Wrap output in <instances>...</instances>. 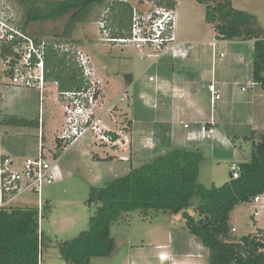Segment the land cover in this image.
<instances>
[{"label": "rangeland", "instance_id": "374dc122", "mask_svg": "<svg viewBox=\"0 0 264 264\" xmlns=\"http://www.w3.org/2000/svg\"><path fill=\"white\" fill-rule=\"evenodd\" d=\"M119 1L130 4L132 8L130 33L125 38L126 43L125 41L120 42L124 38H116V42L112 41L113 34L123 32L122 24L114 22L112 15L111 3L114 0H105L103 5L94 7L88 22L77 24L69 40L60 36L69 21L70 13L53 20L31 22L23 32L36 39L51 40L55 42L54 44L57 42L59 45H56L62 47V52L69 53L75 62L77 57L83 56L87 64L84 70L81 71L79 68L84 77L82 88H86L85 82L88 77L86 68L90 77L95 79L99 78L107 67L108 70L117 74L126 75V72H132L135 78L142 72V77L145 76L149 81V75L154 77L152 75L167 74L166 69H160V65L168 68V64H175V69L184 71L185 64H194V66L207 64L204 67L210 70V64H220L219 59L225 61L232 53L231 47L218 48L216 51L212 50V46L207 42L203 45L202 42L207 41L209 37L212 38L213 35V27L205 22V5L203 4L193 0H176V8L173 10L176 42L202 41L199 47L200 52L197 55L195 44H189L180 51L175 49L161 53L152 46L131 40L134 12L144 22L148 16L153 15L159 9L157 7L159 0ZM231 2L237 10L253 16L256 25L264 30V0H231ZM22 14L23 8L17 0H0V17L8 20L11 25L21 31ZM220 52L223 55L222 58H219ZM241 54L247 61H252L251 52L242 49ZM189 66L193 67V65ZM3 71L4 59L0 48V151L9 155L15 163L22 164L26 159L38 157V141L40 139L42 143L43 139L45 159L53 165L51 173L54 181L52 185L42 188L39 198V229L43 237L39 264H68L59 252V245L76 239L82 232L89 229L90 218L96 209L95 204H88L91 188H101L106 182L126 175L131 169L140 167L144 162L135 161L131 164L125 159L122 162L119 156L123 153L117 152L114 159L115 172L109 175L114 178H106L107 180L96 184L87 183L85 177L89 168H86V163L93 154L99 153L106 158L107 153L113 154V150H118L121 146L101 144L92 131L84 133L72 145L61 144L57 137L66 127L67 114L64 111L65 102L57 96L56 85L48 84L43 97L44 101L39 102L36 91L3 84ZM157 81L156 79L149 82L154 85ZM255 83L262 88L259 83ZM126 86L128 84L124 83L122 89ZM128 90L122 95H119L118 91L111 96L109 101L105 100V107L100 104L105 112L98 126L104 127L102 124L106 123V117L112 118L105 125L116 133L122 132L130 140L132 132L125 129L126 126L123 127V114L128 112L130 116L132 115L133 104L130 103H132L131 94L135 90L134 86ZM128 93L129 99L126 100ZM155 104L157 107V103ZM149 106L151 107V104ZM40 107L41 111H39ZM99 113L97 112V115ZM12 118L24 119L29 123L11 122ZM38 118L45 120L43 126L42 123L38 126ZM58 143L61 145L60 150L56 148ZM129 143L130 141L127 144ZM234 145L233 148H219L215 156L209 152L204 154L199 166L198 181L205 188L222 186L230 180L232 163L249 161L252 142L240 139L236 140ZM129 153L128 149L125 156ZM106 164H101L100 168H105ZM259 199V205L253 202L252 206L240 204L231 212L230 221L235 229L233 233L235 239L247 234H256L264 224V197L260 196ZM36 201V195H29L27 204L36 206ZM196 202L195 199L193 203L196 204ZM24 205L22 203V206ZM192 205L189 209L190 213L194 208V204ZM256 211L258 213L255 217ZM194 216L196 217V214ZM110 235L114 242L112 253L107 257L91 258L89 264H209L207 249L188 232L182 213L178 215L163 212L144 214L137 210L124 213L118 222L111 225Z\"/></svg>", "mask_w": 264, "mask_h": 264}, {"label": "trees", "instance_id": "16d2710c", "mask_svg": "<svg viewBox=\"0 0 264 264\" xmlns=\"http://www.w3.org/2000/svg\"><path fill=\"white\" fill-rule=\"evenodd\" d=\"M17 1L23 8L22 31L31 22L53 20L70 13L60 36L68 40L76 25L88 22L92 9L105 2ZM193 1L205 5V22L213 27L217 39L253 41L252 78L264 89V30L256 25L253 16L234 8L231 0ZM111 4L114 5L111 7L114 22L122 24L123 31L113 34V38L125 39L130 33L132 8L119 0ZM157 7L175 10L176 0H159ZM0 48L4 58L8 49ZM45 64L46 79L56 82L58 90L82 89L83 77L69 53L60 52L51 45ZM11 122L29 123L18 118H12ZM246 139L252 142L249 161L236 163L239 177L230 178L220 187L205 188L199 183L203 155L199 150L183 148L160 154L126 175L106 182L101 188L92 187L88 204H95L96 209L90 218L89 229L76 239L59 245L62 258L68 264H89L91 258L109 256L114 246L111 225L118 222L122 214L137 210L144 214L182 213L188 232L207 249L209 264H264V237L259 229L256 234L235 239L230 221L231 212L237 205L251 204L255 198L264 197V132L254 133ZM56 148L61 149L60 143ZM29 195L35 194H27L13 205L0 208V264H39L43 243L39 229L40 211L38 199L36 206L27 204ZM195 199L196 204L193 203ZM192 204L196 217L193 211L189 212Z\"/></svg>", "mask_w": 264, "mask_h": 264}, {"label": "crops", "instance_id": "0c3cea01", "mask_svg": "<svg viewBox=\"0 0 264 264\" xmlns=\"http://www.w3.org/2000/svg\"><path fill=\"white\" fill-rule=\"evenodd\" d=\"M212 31V38L209 37L205 42H177L176 48L180 51L189 44H195L198 55L201 42L203 45L207 42L212 46V42L216 41V51L218 48L231 47L232 53L229 57L225 61L219 59L220 64H210V70L205 69L204 66L207 64H196L195 66L185 64L184 71L175 69V64H168V68L160 65V69H166L167 74L152 75L158 80L154 85L144 75L142 77V72L135 78L132 72L122 75L108 70L107 67L105 72L99 75V78L97 77L101 90L98 105L93 110L95 115L104 109L105 100L109 101L111 96L118 91L119 95H122L124 91L127 92L130 87L134 86L135 90L131 94L132 103H130L133 104L132 115L130 116L128 112L123 114V127L126 126L125 129L132 132V135L130 134L129 144L120 145V149L113 150V154L107 153L106 158L99 153L93 154L86 163V168H89L85 177L87 183L96 184L106 178H114L109 175L115 172L114 159L117 152L123 153L119 156L120 161L123 162L125 159L131 164L135 161L147 163L154 157L177 148L199 150L203 157L208 152L215 156L219 148H233L236 140L248 141L249 139L246 138L252 134L264 132V89L256 85L252 78V61H247L241 54L242 49L253 52V41H223L215 38V32ZM211 81L214 82L221 95L213 107L210 105V94L207 89ZM248 82L254 83L248 85ZM52 83L54 84L49 81L48 84ZM124 83L128 86L122 89ZM241 88H245V91H241ZM128 99L129 93L126 100ZM154 103H157L155 108ZM100 104L104 106L102 109ZM211 119L216 129L213 145L210 140L201 141L194 138L200 125L208 124ZM110 120L112 118L106 117L105 124H108ZM40 123L43 126L45 120L38 118V126ZM105 124H102L103 129L115 132ZM183 124H187L188 127L184 128ZM60 125L62 126V123ZM226 141H229L232 146L225 144ZM128 149L130 153L125 156ZM2 158H10V156L0 151V159ZM103 163H107L105 168H100ZM259 203L260 201L256 204L259 205ZM247 205L252 206L253 203Z\"/></svg>", "mask_w": 264, "mask_h": 264}, {"label": "built area", "instance_id": "2783aa9c", "mask_svg": "<svg viewBox=\"0 0 264 264\" xmlns=\"http://www.w3.org/2000/svg\"><path fill=\"white\" fill-rule=\"evenodd\" d=\"M146 21L142 22L134 12L132 23V39L137 40L146 46H152L153 49L161 53L175 50L178 46L174 32V12L170 9L159 8L156 12L148 16ZM106 30V29H105ZM130 40V39H127ZM113 42L117 40L112 39ZM126 43V39L120 42ZM59 49V44L51 43L45 39H36L31 35L21 31L9 23L8 20L0 17V47L8 49V54L4 56L3 84L20 89H31L38 93L39 100L42 102L49 81L46 79L45 59L48 47ZM215 50L216 41L212 42ZM79 56V55H78ZM222 54L219 58H222ZM158 57V56H157ZM77 66L85 69L86 60L83 56L77 57ZM88 77L85 82L86 88L73 91H60L57 88V96L65 102L64 111L67 114L66 127L58 134V141L64 145H72L80 136L88 131L95 133L97 141L101 144L118 146L128 143L129 137L122 132L116 133L100 128L98 125L104 116L101 110L99 117L93 111L98 105V95L100 85L97 79ZM84 78V77H83ZM149 81H155V77H149ZM56 86L58 84L54 82ZM248 82V85H251ZM211 107L221 98L220 92L211 81L208 84ZM245 91V88H241ZM1 93V84H0ZM156 107V104H153ZM106 110V109H105ZM108 110V109H107ZM214 122L211 119L208 124H201L194 137L195 139L206 141L213 140L216 135ZM187 128V124H183ZM221 142V141H220ZM223 143V142H222ZM225 144L232 146L229 141ZM39 155L35 159H26L22 164L15 163L10 158L0 159V208L9 207L27 194H35L38 199V209L40 211V194L45 186L52 185L54 178L51 173L53 165L45 159V150L39 139ZM239 177V166L232 163L230 166V178ZM259 198H255L253 203H258ZM256 213L254 216H256ZM40 218V217H39ZM235 229H232L234 232ZM264 237V224L259 229Z\"/></svg>", "mask_w": 264, "mask_h": 264}]
</instances>
